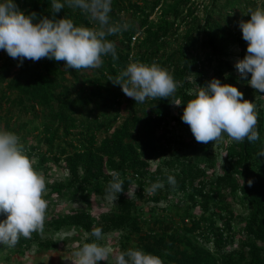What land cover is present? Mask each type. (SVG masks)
I'll list each match as a JSON object with an SVG mask.
<instances>
[{"label":"trees","instance_id":"16d2710c","mask_svg":"<svg viewBox=\"0 0 264 264\" xmlns=\"http://www.w3.org/2000/svg\"><path fill=\"white\" fill-rule=\"evenodd\" d=\"M255 2L224 0L222 13L217 0L209 5L198 0H111L110 21L128 27L108 37L116 44L118 59L105 56L103 65L90 72L65 70L64 61L47 58L37 62L25 59L18 66V61L6 53L0 63V130L20 137L26 154L37 158L34 167L47 172L49 161L59 164L63 160L67 178L47 186L44 199L56 202L55 207L48 204V221L43 227L48 236L33 233L31 239L21 237L15 247L0 244V249L22 253L32 243L38 249H54L59 239L52 236L62 231L85 235L83 245L99 243L101 240L90 236L99 227L104 236L119 233V252L141 249L160 257L163 264H264V157L258 156L264 151V93L248 84L250 74L241 79L223 58L231 45L247 49L239 22L250 19ZM14 3L26 15L35 12L37 19L66 16L77 26H95L79 10L65 7L54 13L51 0ZM260 9H264V0ZM156 10L159 14L151 19ZM135 33L138 36L132 41ZM172 40L179 41L175 48L171 47ZM200 49L205 50L202 59ZM245 55L242 52L240 58ZM132 62L156 63L166 69L178 84L176 92L169 98L144 103L126 97L124 103L120 86L108 79ZM213 78L235 87L242 83L244 99L259 105V140H229L220 174H215L212 142L198 143L181 120L184 104L193 98L197 87L206 86ZM177 100L180 106L173 104ZM123 108L128 113L115 124ZM172 123L180 125L185 136L182 132L169 136ZM99 134L103 136L99 138ZM156 156H162L161 162L149 171ZM110 171L121 174L124 191L109 211L93 215L91 210L107 197ZM169 175L176 180L175 186L168 183ZM240 176L245 182L242 187ZM157 180L164 187L148 200L167 202L169 193L181 192L174 207L181 208L184 198L190 202L177 214L180 224L169 213L160 217L142 211L145 185L150 187ZM133 184L137 185L135 197L129 198L127 191ZM59 201L78 205L68 213L56 214ZM235 203L244 206L246 214L235 213ZM196 206L200 213L192 211ZM166 216L170 221H164ZM236 219L242 223L239 231L243 235L234 249H227L234 241Z\"/></svg>","mask_w":264,"mask_h":264},{"label":"clouds","instance_id":"9594fccd","mask_svg":"<svg viewBox=\"0 0 264 264\" xmlns=\"http://www.w3.org/2000/svg\"><path fill=\"white\" fill-rule=\"evenodd\" d=\"M52 11L68 7L79 10L94 27L77 26L69 17L49 19L31 12L24 14L14 0H0V50L18 61L37 62L47 58L64 61L65 70L100 68L103 57L118 59L116 44L108 39L126 30L127 24L110 21L111 0H51ZM250 19L241 20L239 28L247 42L246 55L235 67L241 79L250 74L248 84L264 93V9L250 11ZM108 80L119 85L123 93L136 103L171 97L178 84L173 76L156 63L151 65L132 62L116 77ZM180 106L181 102L173 103ZM181 120L186 123L198 143L208 144L221 140L226 134L237 143L259 140L257 106L244 99L235 86L211 79L206 86L197 87L193 98L184 104ZM264 157V151L258 153ZM106 193L114 204L124 191V180L117 171L111 173ZM241 187L245 183L240 176ZM167 181L175 186L169 175ZM249 187L252 181L248 180ZM164 184L157 180L145 191L154 195ZM44 175L36 170L33 160L26 154L20 137L11 131L0 130V244L15 247L20 238L31 239L33 233L43 231L48 201ZM96 241L104 238L103 230L96 227L90 233ZM114 249L96 242L85 243L74 253L73 264L108 262ZM114 264H163L160 257L141 249L120 251Z\"/></svg>","mask_w":264,"mask_h":264},{"label":"rangeland","instance_id":"374dc122","mask_svg":"<svg viewBox=\"0 0 264 264\" xmlns=\"http://www.w3.org/2000/svg\"><path fill=\"white\" fill-rule=\"evenodd\" d=\"M171 1V0H167ZM202 2L204 5H209L212 0H198ZM224 0H217V5L218 8H220V11L222 13H225L224 10H222L221 4L223 3ZM263 0H256V6L255 9L260 8V3ZM159 14V10H156L152 15L151 19H156L157 15ZM198 15L201 18L203 15V10L202 8L198 11ZM217 16V15H216ZM231 25L233 26L234 23L231 22ZM184 27L182 26L180 28L179 35L183 32ZM236 30H238V27H236ZM180 38V36H179ZM179 41L172 40L171 42V47L175 48L178 45ZM205 50L200 49L198 51V54H200L201 59L204 58L205 55ZM242 52L246 53V50L242 49V47L237 46V45H231L228 50L226 56H224V60L229 61V63L233 66L234 72L239 73L237 68L235 67L236 63L241 60L240 54ZM6 55V52L4 50H0V63L3 60L2 57ZM85 72H90L89 69L85 70ZM66 76H69V73L66 74ZM245 87L242 83H238L236 85V88L241 91V88ZM242 92V91H241ZM127 96L124 94V103L127 102L126 98ZM254 103V102H253ZM255 104V103H254ZM256 105V104H255ZM257 107L259 105H256ZM128 113V111L123 108L120 113V117L117 118L115 124H119L123 117ZM169 136H177L179 133H181L180 125H177L175 123H172L169 127ZM112 130V129H111ZM110 130V131H111ZM109 131V132H110ZM183 135L185 136V132H182ZM103 134H99V138L102 137ZM230 139L228 137H223L221 140L212 142L210 149L216 154L215 158V174H220L222 171V166L224 163V146L225 144L229 141ZM29 142L32 143L34 142L33 139H29ZM162 158V156H160ZM156 156L150 161L149 165V171H153L156 169V167L160 164L161 158ZM33 162L34 166L35 163L37 162L36 157H30ZM48 167H47V172L43 170L42 167H35L36 170L40 173H42L47 181V186L54 183V182H60V181H65L67 178V170L63 167L64 162L63 160L59 161V164H55L53 162H48ZM113 171H110L112 173ZM214 174V175H215ZM146 181V180H145ZM148 188V185H145V190ZM48 189V187H47ZM137 189V185L133 184L131 187L128 188L127 191V197L132 198L135 197V191ZM49 189L47 190L46 195H48ZM144 197L142 199V204H141V209L143 212L151 211L154 216H160L163 217L164 214H170L173 216L174 221L180 224V219L179 216L177 215L178 212H181V208L184 205L190 204V202L187 200V198H184V202L181 208H175V202L183 195L181 192H171L169 193V201H163L160 200L159 202L155 203L152 202L151 200H148L147 197L150 195L146 191H144ZM52 207H55L56 202H53V200L46 199ZM115 204V201H114ZM109 199L108 196L100 199L98 204L91 210V213L93 215H99L100 213H105L111 209V207L114 205ZM78 203L75 202L71 205L67 204L66 202L59 201V204L56 206V214L58 213H68L71 209V207H77ZM152 208V209H150ZM162 209H166L162 210ZM234 210L235 213L237 214H246L247 209L244 206H241L239 203L234 204ZM192 211L195 213H200L201 208L199 206H196L192 208ZM1 215V214H0ZM48 218L46 217V220L44 222V225L47 224ZM164 221H170V218L168 216L163 218ZM218 224H220V220L218 221ZM234 241L232 243H229L226 248L227 249H234L238 245L239 237L243 235L239 229L242 227V223L238 221V219L235 220L234 222ZM41 238H46L48 236V233L45 232H40ZM74 236V238H71ZM85 235H79L75 234V232H61V233H55L53 234L52 238H58L59 239V246L57 248H50V249H38V246L36 243H32V247H24V250L22 253H13L8 250H1L0 249V264H73V262L76 260V257L74 256V253L78 251L82 246H83V239ZM133 245V241L131 240ZM120 240H119V233H112L108 236H104V238L98 243L101 245H108L111 246L114 249V254L112 257H110L108 262L105 261H100L98 264H114V256L116 253L119 252L120 248ZM211 245V244H210Z\"/></svg>","mask_w":264,"mask_h":264},{"label":"built area","instance_id":"2783aa9c","mask_svg":"<svg viewBox=\"0 0 264 264\" xmlns=\"http://www.w3.org/2000/svg\"><path fill=\"white\" fill-rule=\"evenodd\" d=\"M138 36V33H135L134 36H132V41H135Z\"/></svg>","mask_w":264,"mask_h":264}]
</instances>
